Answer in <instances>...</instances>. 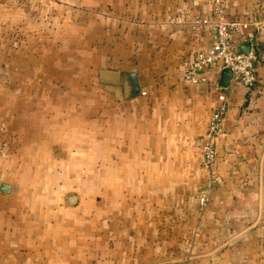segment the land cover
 I'll return each mask as SVG.
<instances>
[{"label": "rangeland", "instance_id": "374dc122", "mask_svg": "<svg viewBox=\"0 0 264 264\" xmlns=\"http://www.w3.org/2000/svg\"><path fill=\"white\" fill-rule=\"evenodd\" d=\"M125 2L0 0V264H264V151L168 201L120 139L94 43Z\"/></svg>", "mask_w": 264, "mask_h": 264}, {"label": "crops", "instance_id": "0c3cea01", "mask_svg": "<svg viewBox=\"0 0 264 264\" xmlns=\"http://www.w3.org/2000/svg\"><path fill=\"white\" fill-rule=\"evenodd\" d=\"M211 9L210 0H126L123 14L102 17L103 22L109 21L110 30L102 28L103 39L94 43L97 83L107 91L106 84H121L116 71L137 73L138 95L119 100L109 91L127 111L126 134L120 139H126L127 152L141 156L142 166H170L179 172L173 186L162 193L168 201L179 194L176 188L185 184L184 189L195 188L230 161L247 165L249 151H264V0H227L225 15L237 26V46L248 41L251 33L259 48L257 81L249 89L237 82L227 86L228 107L224 128L216 138L217 155L210 168L202 164L204 133L217 93L209 79L193 81L187 70L198 53L213 43ZM99 70L107 79L100 78ZM200 75L210 78L213 73L200 70Z\"/></svg>", "mask_w": 264, "mask_h": 264}, {"label": "built area", "instance_id": "2783aa9c", "mask_svg": "<svg viewBox=\"0 0 264 264\" xmlns=\"http://www.w3.org/2000/svg\"><path fill=\"white\" fill-rule=\"evenodd\" d=\"M212 3L211 24L214 30V38L211 47L205 52H199L191 67L187 70L188 78L193 81L209 79L211 88L217 93V103L212 110L202 143V164L210 168L216 158V138L224 128V120L228 107L227 87L218 82V74L224 67L232 71L230 82H237L246 88H251L257 81L256 55L254 52L255 41L251 33L247 34L246 40L250 41V49L247 53L237 48L236 24L226 18L227 0H210ZM200 70H206L213 75H200ZM199 205L208 202V194L202 193L198 198Z\"/></svg>", "mask_w": 264, "mask_h": 264}, {"label": "water", "instance_id": "95a60500", "mask_svg": "<svg viewBox=\"0 0 264 264\" xmlns=\"http://www.w3.org/2000/svg\"><path fill=\"white\" fill-rule=\"evenodd\" d=\"M250 41H244L238 44L237 48L239 51L247 53L250 49ZM110 72V71H109ZM104 71L99 70L100 78L104 80L107 79L104 77ZM118 77L121 78V84H106L105 87L114 93L116 99L122 100L133 97L140 93V85L138 81L137 73L133 70H122L120 72L116 71ZM232 76V71L229 67H224L220 70L218 74V82L221 86L227 87L230 84ZM11 184L5 181L0 182V191L10 192ZM67 200L71 204L77 202L76 194H69Z\"/></svg>", "mask_w": 264, "mask_h": 264}, {"label": "trees", "instance_id": "16d2710c", "mask_svg": "<svg viewBox=\"0 0 264 264\" xmlns=\"http://www.w3.org/2000/svg\"><path fill=\"white\" fill-rule=\"evenodd\" d=\"M254 52H255V55H256V60L259 58V48L257 47V45H256V47H255V49H254ZM255 60V61H256ZM255 84H256V82L253 84V86H255ZM252 86V87H253Z\"/></svg>", "mask_w": 264, "mask_h": 264}]
</instances>
